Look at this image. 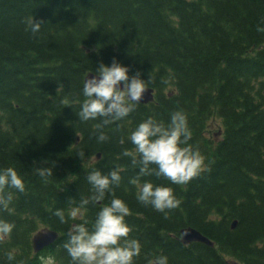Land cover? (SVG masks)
<instances>
[{"label": "trees", "instance_id": "1", "mask_svg": "<svg viewBox=\"0 0 264 264\" xmlns=\"http://www.w3.org/2000/svg\"><path fill=\"white\" fill-rule=\"evenodd\" d=\"M31 20L41 23L39 31H31ZM258 29L264 0H0V169L13 167L25 185L23 192L9 186L0 192L12 195L0 219L14 224L0 240V264H40L30 240L44 226L59 238L42 255L71 264L63 244L80 221L66 214L61 224L54 211L91 195L90 171L114 168L119 184L104 200L89 201L85 218L90 227L113 196L122 199L128 238L141 244L134 264L158 255L168 264H227L225 257L264 264V30ZM113 58L130 76L140 73L154 101L135 103L119 120H80L84 75ZM177 110L187 117V143L205 157V169L183 185L138 176L139 155H124L134 151L129 133L150 116L167 125ZM213 118L220 121L218 139L206 135ZM44 167L51 175L38 174ZM134 178L171 187L179 205L166 214L144 205ZM184 227L214 247L182 244Z\"/></svg>", "mask_w": 264, "mask_h": 264}, {"label": "clouds", "instance_id": "2", "mask_svg": "<svg viewBox=\"0 0 264 264\" xmlns=\"http://www.w3.org/2000/svg\"><path fill=\"white\" fill-rule=\"evenodd\" d=\"M30 24L33 33L39 31L40 22L31 20ZM146 90H149L146 80L141 78L139 72L130 76L128 66L115 58L107 65L100 63L94 74L85 77L82 87L85 99L80 104L78 118L82 121L97 117L122 119L133 110L135 103L142 100ZM190 138L187 117L182 110L173 112L167 125L150 116L131 130L128 139L134 145V151H125L124 155L134 158L139 155L138 176L155 174L166 177L176 185L187 184L206 167L205 157L187 143ZM105 139L103 134L98 136L100 141ZM78 155L82 157L83 153ZM36 171L41 176L51 175L48 167L36 168ZM86 179L91 195L66 210L57 208L54 211L61 224L66 222V214L69 220L80 221L71 225L68 239L63 244L71 264H134V257L140 254L141 244L137 239L128 238L131 228L125 222V217L129 214V208L122 199L113 196L96 213L90 227L85 218V206L89 201L104 200L105 193L111 192L110 186L119 184L120 169L114 168L107 174L94 169ZM130 182L137 186V200L144 205H151L158 212L166 214L165 210L176 208L180 203L171 187L154 186L150 181L140 183L136 178ZM5 186L18 192L25 189L21 176L13 167L0 169V192ZM11 200L10 193L0 195V207L8 208ZM13 228L14 224L0 219V240L7 239ZM6 256L9 261L14 259L12 252L6 253ZM49 264H53L51 258ZM150 264H168V260L166 256L158 255Z\"/></svg>", "mask_w": 264, "mask_h": 264}, {"label": "water", "instance_id": "3", "mask_svg": "<svg viewBox=\"0 0 264 264\" xmlns=\"http://www.w3.org/2000/svg\"><path fill=\"white\" fill-rule=\"evenodd\" d=\"M92 74L94 73L89 72L85 75V77L87 75L91 76ZM85 77L83 79V83H84ZM148 89L149 90H146L145 93L143 94L142 100L137 103L146 104V103L153 101V89L151 88H148ZM96 159H99V155L96 156ZM235 225L236 223L233 222L231 227L233 228ZM179 234H180L181 241L183 243H189V242L195 241V242L203 243L208 246L213 245V243L208 238L203 236L197 230L190 228V227L180 230ZM57 237L58 235L55 231L48 230L46 228L41 229L32 237L33 250L36 252L39 251L41 248L51 244ZM232 264H235V263H232Z\"/></svg>", "mask_w": 264, "mask_h": 264}, {"label": "rangeland", "instance_id": "4", "mask_svg": "<svg viewBox=\"0 0 264 264\" xmlns=\"http://www.w3.org/2000/svg\"><path fill=\"white\" fill-rule=\"evenodd\" d=\"M220 121L218 119H211L208 121L206 135L210 138L218 139L220 134ZM43 264H49V260H44Z\"/></svg>", "mask_w": 264, "mask_h": 264}, {"label": "bare ground", "instance_id": "5", "mask_svg": "<svg viewBox=\"0 0 264 264\" xmlns=\"http://www.w3.org/2000/svg\"><path fill=\"white\" fill-rule=\"evenodd\" d=\"M184 228H186V227H184ZM184 228H182V229H184ZM182 229H180V230H182ZM179 240L181 241V238H179ZM181 243L184 244V245H187V244H190L191 242H189V243H183V242L181 241Z\"/></svg>", "mask_w": 264, "mask_h": 264}]
</instances>
